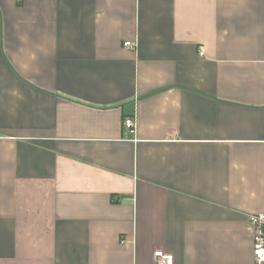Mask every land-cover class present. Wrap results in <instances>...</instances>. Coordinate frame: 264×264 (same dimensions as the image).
<instances>
[{"label": "crops", "instance_id": "crops-1", "mask_svg": "<svg viewBox=\"0 0 264 264\" xmlns=\"http://www.w3.org/2000/svg\"><path fill=\"white\" fill-rule=\"evenodd\" d=\"M262 212L264 0H0V264H254Z\"/></svg>", "mask_w": 264, "mask_h": 264}, {"label": "built area", "instance_id": "built-area-1", "mask_svg": "<svg viewBox=\"0 0 264 264\" xmlns=\"http://www.w3.org/2000/svg\"><path fill=\"white\" fill-rule=\"evenodd\" d=\"M131 45H134V43L131 41L125 42V46ZM124 123L129 129H134L136 125L134 117H126ZM250 220L254 225V264H264V212L252 214ZM154 255L156 264L174 263V256L163 250H157Z\"/></svg>", "mask_w": 264, "mask_h": 264}]
</instances>
